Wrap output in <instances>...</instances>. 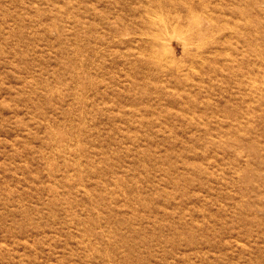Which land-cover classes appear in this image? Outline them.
Segmentation results:
<instances>
[{
	"label": "rangeland",
	"instance_id": "rangeland-1",
	"mask_svg": "<svg viewBox=\"0 0 264 264\" xmlns=\"http://www.w3.org/2000/svg\"><path fill=\"white\" fill-rule=\"evenodd\" d=\"M0 264H264V0H0Z\"/></svg>",
	"mask_w": 264,
	"mask_h": 264
}]
</instances>
